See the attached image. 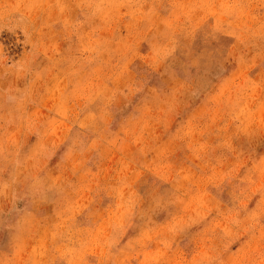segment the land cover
I'll return each instance as SVG.
<instances>
[{
  "label": "rangeland",
  "instance_id": "obj_1",
  "mask_svg": "<svg viewBox=\"0 0 264 264\" xmlns=\"http://www.w3.org/2000/svg\"><path fill=\"white\" fill-rule=\"evenodd\" d=\"M0 264H264V0H0Z\"/></svg>",
  "mask_w": 264,
  "mask_h": 264
}]
</instances>
